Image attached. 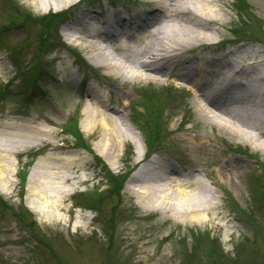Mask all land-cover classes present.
Here are the masks:
<instances>
[{"label":"rangeland","instance_id":"1","mask_svg":"<svg viewBox=\"0 0 264 264\" xmlns=\"http://www.w3.org/2000/svg\"><path fill=\"white\" fill-rule=\"evenodd\" d=\"M75 1L64 6L50 3L46 7L35 0H0V27L5 28L0 33V85L7 82L1 87L4 89L0 100V152L9 155L10 166L15 169L10 182L5 178L9 175V164L2 170L5 178L2 180L7 182L4 190L0 189V264H264V188L260 193L256 188L258 176L261 174L264 179V158L260 151L197 113L191 92L173 85L152 84L146 88L154 90V96L165 102L166 107L161 122L163 133L157 138L148 137L151 150H145L146 135L138 130L135 121L131 122L132 116L139 120L133 114L142 110L137 102L145 89L140 88L144 82L134 84L122 97L123 92L111 82L107 70L93 64L80 45L63 34L65 24L82 20L84 11L105 12L112 2L83 0L75 4ZM222 1L225 22L213 27L214 40L208 49L250 43L264 51V0H243L245 13L234 10V0ZM67 5L74 7L69 9ZM114 5L136 8L118 1ZM65 8L69 10L58 25L60 40L80 54L97 79L83 80L81 70L70 66L74 54L55 42L53 35L46 38L38 52L36 43L43 28L40 19L20 26L14 24L22 18H17L18 11L37 18ZM78 34L82 41L84 36ZM202 43L193 50L202 48ZM34 55V68L39 73L29 90L23 83L31 75L28 66ZM18 65L27 68L19 75L15 73ZM87 89L102 95L105 104L86 94ZM83 105L117 121L124 140L114 157L100 155L94 130L83 131L81 123L86 124L81 120ZM75 113L80 137L89 150L73 144L74 136L61 131ZM37 127L47 130V136L33 137L28 132ZM144 131L147 134L145 128ZM188 136H194L196 144ZM45 139L50 141L49 145L44 144ZM127 147L130 152H126ZM146 151L149 155L144 163L158 161L163 165L158 166V172L171 179L189 181L192 185L186 189L216 203L203 223L186 222L184 215L168 208L165 212L153 205L147 208L128 191V186L140 187L138 183L129 184L127 179ZM56 156L60 160L75 158L81 166L70 174L72 180L58 184L64 193L60 196L59 192L57 198L44 181H58L56 171L60 174L66 171L57 167L48 169L52 173L39 178L43 181L39 185L42 197L36 198L35 204L30 203L26 182L29 172L35 162H50ZM168 164L178 167L175 174L165 169ZM126 165L131 167L127 174ZM40 170L49 173L45 167ZM107 172L120 176L119 187L117 191L107 188L97 193V186L111 185L110 181L105 182ZM80 177L87 178L83 183L76 182ZM155 184L152 182L151 186ZM175 186L169 189L171 198L176 197ZM79 191L84 192L75 194ZM54 201L59 206L56 209L49 206ZM39 204H47L48 211L40 209Z\"/></svg>","mask_w":264,"mask_h":264},{"label":"bare ground","instance_id":"2","mask_svg":"<svg viewBox=\"0 0 264 264\" xmlns=\"http://www.w3.org/2000/svg\"><path fill=\"white\" fill-rule=\"evenodd\" d=\"M35 1L50 7V3L64 6L75 0ZM141 2L144 3L138 9L121 8V11L128 12L127 16L120 14L119 10L104 13L90 9L83 12L82 20L67 23L63 34L67 40L80 45L93 64L107 70L111 82H115L114 85L123 92L122 97H125L136 82L153 81L162 85L164 81H168L169 84H176V78L183 77L181 80L188 83L186 88L191 91L197 113L209 118L211 123H218L240 142L260 151L264 158V52L258 48L252 50L250 43L239 44L234 48L208 49V44L214 40L213 27L222 26L225 22V15L221 10L224 3L222 0ZM123 26L127 28V34L123 31ZM76 32L84 36L82 41ZM120 35H123V39L118 43ZM200 43L202 48L193 50ZM248 50L252 51L247 52ZM208 56L210 58L206 59ZM86 94L100 104H105L102 95L95 90L87 89ZM114 110L111 111L115 113ZM81 120L86 121L85 125L81 123L84 132L94 130L97 133L96 146L100 148V155L114 157L124 140L117 121L84 105L81 108ZM28 132L34 134L33 137L48 134L47 130L38 127ZM187 139L196 144L194 136H188ZM47 142L49 145L50 141ZM1 152L0 189L4 190L7 181L2 179L11 180L10 176L15 173V169L10 166L9 155ZM141 156L134 172L127 179L129 184L140 185L139 188L127 187L130 193L135 194L139 203L147 208L150 205L156 206L163 212L167 208L171 209L175 214L184 215V221L189 223H203L208 212L216 208V203L197 194V191L186 189L192 185L189 181L171 179L158 172V166H163L158 161L144 163L145 155ZM59 162L60 165L57 166ZM8 164L9 175L4 178L2 170ZM80 166L75 158L61 157L60 160L57 156L52 157L50 162H35L26 179L29 202L35 204L36 198L42 197L39 185L43 181L39 178L42 175L49 176L52 172L48 169L57 167L66 171L62 174L56 171L55 179L58 181H44L57 198L59 192L60 196L64 193V189L58 184H66L72 180L73 176L70 174ZM40 167L47 168L49 173L42 172ZM165 169L174 173L178 167L168 164ZM86 178L80 177L79 181ZM152 182L156 183L154 187L151 186ZM174 185L176 197L171 198L169 189ZM49 206L55 209L59 207L56 201ZM28 207L34 210L32 206ZM46 207L47 204L40 205V209L45 210ZM54 216L57 217L54 214L52 218Z\"/></svg>","mask_w":264,"mask_h":264},{"label":"trees","instance_id":"3","mask_svg":"<svg viewBox=\"0 0 264 264\" xmlns=\"http://www.w3.org/2000/svg\"><path fill=\"white\" fill-rule=\"evenodd\" d=\"M239 4L240 6H244L243 4V0H239ZM52 17L53 16H50V20H52ZM38 72H34L32 75H31V79H34L36 77V74ZM145 108H146V112H147V123H148V127H147V131H148V137H154V138H157L158 135H159V128H160V125H159V118L161 116V111H162V108L156 104H154L152 102V100L148 99L146 101V104H145ZM74 123V122H73ZM74 126L76 127V125L74 124ZM73 127V126H72ZM78 136L80 137V134L78 133ZM153 141V140H152ZM150 145V143H149ZM260 180L258 181V183L256 184V188H257V193H260L262 192L263 188H264V179H263V175H260ZM107 178L108 180L110 181L111 183V186L110 188H116L115 191H117L118 187H119V184L121 182L120 180V176H114L110 173H108L107 175ZM119 179V182H117ZM109 189V188H108ZM112 189V190H113ZM110 189V191H112Z\"/></svg>","mask_w":264,"mask_h":264}]
</instances>
